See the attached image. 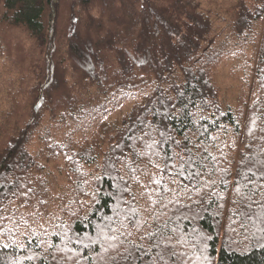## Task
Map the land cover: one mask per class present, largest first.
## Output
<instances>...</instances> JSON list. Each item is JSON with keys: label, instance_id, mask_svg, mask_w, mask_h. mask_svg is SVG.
<instances>
[{"label": "trees", "instance_id": "obj_1", "mask_svg": "<svg viewBox=\"0 0 264 264\" xmlns=\"http://www.w3.org/2000/svg\"><path fill=\"white\" fill-rule=\"evenodd\" d=\"M19 39L32 54L22 66L9 52ZM248 46L258 49L261 136L220 181L242 196V242L220 240L213 200L183 204L169 221L177 231H165L171 243L180 232L197 248L193 233L211 236L206 251L215 264H264V0H0V264H110L115 253L87 250L77 239L96 235L119 196L131 202L135 193L141 213L143 184L153 175L164 188L172 180L174 168L161 172L173 163L165 153L177 154L175 168L187 159L174 140L206 165L193 166L199 185L184 177L175 184L196 191L215 178L220 145L242 133L217 75ZM161 132L171 139L157 145L159 157L138 156ZM78 190L90 199L84 211L72 208ZM48 210L52 222L38 230Z\"/></svg>", "mask_w": 264, "mask_h": 264}, {"label": "rangeland", "instance_id": "obj_2", "mask_svg": "<svg viewBox=\"0 0 264 264\" xmlns=\"http://www.w3.org/2000/svg\"><path fill=\"white\" fill-rule=\"evenodd\" d=\"M18 42L22 43L20 44L21 46L19 48H10L9 52L11 53L10 56L12 57V60L17 61V64L19 63V65L22 66L23 64H27V62L32 59V56H30L32 54L30 53L29 55L30 46L27 44L26 39L24 40L25 43L21 39H19ZM257 56L258 49L254 46H248L247 48H242V51L227 57L219 68L217 83L221 90V98L224 103L227 106H230L238 115L239 120L242 123V133L238 137H233L231 140L228 139L220 145L218 150V158L220 160V163L217 166L218 172L215 178H209V181H214L215 184L210 188L202 186L199 191H194V189L188 188V191L185 192L181 186L178 187V184H170L169 182L171 181L166 182L168 183L166 188L171 189V191L166 194L168 198L173 201V203L168 206L166 218L173 219L174 214L179 207L183 206V204H198L201 202V196L207 192L209 193V197L203 202L212 204V202L215 201V204H219L220 212L217 219L218 222L216 223L220 233V240H223L224 242H230L233 239L238 238L242 242L240 237L243 235V232L242 227L240 226L241 224L239 223V217H242L243 207L240 205L239 200L242 196L240 191H237V188L228 187L223 190L220 186V181L224 180V178L221 180L223 176L220 170L228 169V172H233V170L236 169L235 167L237 166L240 154L246 150L245 146H249L250 143H255L261 136L259 134L261 133L262 126H258L257 122V101L261 96L263 85L260 83L259 77L257 76ZM133 102L134 100L132 102H128L126 106L130 107ZM118 114L119 111H115L114 115L117 116ZM91 133H93V131H91ZM78 135L83 134L79 133ZM257 144L258 143L256 142L255 146ZM58 181L60 184L58 185L61 187L64 183H66L65 180L61 179V177L58 178ZM80 183L81 178L77 177L76 184ZM228 185L232 186L231 183H228ZM92 186L93 185H89L90 188ZM145 186H148L150 189H156L157 195L165 191L164 187L151 184L150 181L145 182L140 190H142ZM77 192L79 196L75 198L76 202L72 204V208L73 210L84 211L90 199L86 198L88 197L87 194L83 197V193L80 190ZM212 193L215 195H212ZM54 203L58 204L57 202ZM140 203L142 206L140 215L149 219L152 223L155 222L152 220L150 213L145 211L151 207V203L147 195L142 196ZM53 214L54 213L50 210L43 213L44 220L40 221L37 229L43 230L47 226L48 220L52 222L51 217ZM156 227V225L153 226V228ZM195 233L192 234V238L198 243H203L204 241L202 238H199L195 235ZM177 236V239L172 244L176 246L177 251L187 253L186 259L188 264H215L214 261H209L207 251H203L201 248L193 246L190 243L191 241H189L186 236L180 235V232L177 233ZM135 243H143L145 247H150L147 241H140L137 239L135 240ZM123 251L124 248L121 247L120 252L123 253ZM108 253L114 254L115 251L113 249H109ZM197 257H199V259H197Z\"/></svg>", "mask_w": 264, "mask_h": 264}, {"label": "snow or ice", "instance_id": "obj_3", "mask_svg": "<svg viewBox=\"0 0 264 264\" xmlns=\"http://www.w3.org/2000/svg\"><path fill=\"white\" fill-rule=\"evenodd\" d=\"M202 134L203 133H201V135ZM160 136L161 139L159 141L153 140L152 143L145 141V147L149 151L137 153V155H149V158H151V155L159 157L160 153L155 151L157 145L167 144L169 139H171V137L166 135L164 132H161ZM185 139L187 140L188 137L186 136ZM173 143L182 148V151L187 154V159L181 155L179 157L181 166L179 168H175L174 161L177 154L174 151L170 156L165 153L167 160H171L173 163L169 164L165 161V166L161 169V172H168L170 169L174 168V175L171 180L172 183H177L176 177H184L188 181L194 182V186L199 185L201 172L199 170L193 171V166L195 165L197 169L202 166H206L204 165V160L197 163L192 148L187 147V145H180L179 141L174 140ZM194 146L199 147V145ZM204 151L207 152V147L204 148ZM210 158L212 161L216 160V157ZM69 159L71 158L69 157ZM204 159H208V157H205ZM251 163L252 166H255V162ZM185 165H187V167H185ZM156 167L159 168V164H157ZM213 167H215V165H213ZM131 171L135 173L137 170L132 169ZM220 171L222 176H227L228 169ZM259 171L261 173V177H264V167L259 168ZM186 172L187 176H185ZM253 177L255 179L261 178L255 177V173H253ZM162 180V176L157 178L153 175L150 178V183L161 185ZM224 182L226 183V181ZM214 184V181H204L203 187L210 188ZM178 187H180V185H178ZM182 187L185 192L188 191L187 185H183ZM197 190L199 191L200 189L198 188ZM169 191H171V189H167L165 187V191L157 195L156 189H150L148 186H145V192L141 193L142 196L147 195L151 203V207L145 211L150 213L152 220L156 223V228H153L152 222L149 219H146L139 214L138 209L134 206L136 195L135 193H129L132 197V201L129 202L123 200L122 196L117 197V207L113 210V216L105 218L106 222L103 225L96 226L97 231L94 237H86L85 239L87 240V243L79 238L77 239V242L81 243L85 249L90 251H95V249L91 247L92 245H99L100 249L104 253H107L109 249H113L115 251V255L110 256V264H119V261L121 260L131 261L132 264H136L137 261H139V264H188L186 259L187 253L177 251L176 246L171 243L172 236L165 235L166 230L171 233H175L177 231L176 229H169V221L171 218H166L168 206L173 203V201H171L166 194ZM237 191H239V189H237ZM120 192H129V189L121 188ZM212 195L215 194L212 193ZM208 197L209 193L205 192L204 195L201 196V201L207 200ZM248 199H252L251 194ZM121 203L125 204L127 207H120ZM250 214L251 205H249V213L246 215ZM113 225H115V227ZM137 239L140 241H147L151 248L156 250L155 256L152 255V252L148 247H145L143 243H135V240ZM211 239V236H202L204 243L200 244L199 247L203 251H206L208 247L207 242ZM13 243L15 242L13 241ZM3 247L7 248L9 245L4 244ZM121 247L124 248L123 253L120 252ZM101 258L103 259V256H101ZM197 259H199V257H197Z\"/></svg>", "mask_w": 264, "mask_h": 264}]
</instances>
